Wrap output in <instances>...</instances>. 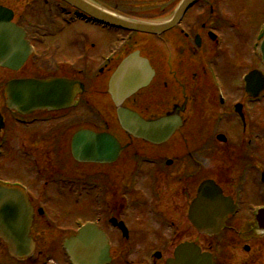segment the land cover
<instances>
[{
    "label": "flooded vegetation",
    "instance_id": "flooded-vegetation-1",
    "mask_svg": "<svg viewBox=\"0 0 264 264\" xmlns=\"http://www.w3.org/2000/svg\"><path fill=\"white\" fill-rule=\"evenodd\" d=\"M248 1L199 0L158 36L98 26L100 42L74 31L43 44L44 33L58 35L48 33L53 18L69 28L81 14L61 0H0L32 47L19 70L0 69V183L22 188L33 208L34 251L14 264L65 256L64 241L86 223L105 237L108 264H166L188 244L211 254L214 264L221 247L238 256L236 264L259 262L260 250L252 253L249 242L264 223V92L248 95L243 78L257 72L264 79V20L253 31L250 24L264 6ZM175 8L144 21L161 22ZM141 59L147 70L138 80L119 73L125 61ZM33 79L67 83L63 102L37 108L19 86L6 96L8 82ZM132 86L128 95L118 91ZM119 110L148 124L177 119L179 127L154 143L136 139L121 129ZM203 184L227 200L217 236L192 225ZM82 200L86 219L72 211ZM245 224L255 236L240 244Z\"/></svg>",
    "mask_w": 264,
    "mask_h": 264
},
{
    "label": "water",
    "instance_id": "water-1",
    "mask_svg": "<svg viewBox=\"0 0 264 264\" xmlns=\"http://www.w3.org/2000/svg\"><path fill=\"white\" fill-rule=\"evenodd\" d=\"M63 1L105 24L133 32L159 35L173 28L197 0H182L173 18L162 25L121 19L104 13L82 0ZM10 20L11 16L0 10V67L18 70L26 60L28 49L22 41V34L9 24ZM262 54L264 60V46ZM142 70H147L144 61L136 64L134 61H126L119 69V73L128 71L131 74V80L136 81ZM14 86H19L20 94L24 96H27L26 92H28L29 100L37 105V108L63 102L62 88L64 86L61 82H18L8 85V88ZM132 88L133 86L127 89L124 87L123 90L120 87L118 91L120 94L128 95ZM258 89H262V86ZM20 103L23 101L21 100ZM118 117L119 125L127 135L152 143L155 138H170L179 127L177 119L148 124L122 110L118 111ZM72 151L75 152L74 147ZM219 199L218 192L213 187L204 185L200 188L197 200L192 207V224L199 233L212 235L220 230L226 213L219 211ZM31 222L32 212L24 195L17 189L0 187V239L8 246V254L11 257L24 259L30 255L33 248L29 237ZM64 248L72 264H107L109 262L105 239L98 234L94 235L90 227L83 229L78 237L66 241ZM168 264H211V260L199 257L195 248L181 247L175 254V261H170Z\"/></svg>",
    "mask_w": 264,
    "mask_h": 264
},
{
    "label": "rangeland",
    "instance_id": "rangeland-1",
    "mask_svg": "<svg viewBox=\"0 0 264 264\" xmlns=\"http://www.w3.org/2000/svg\"><path fill=\"white\" fill-rule=\"evenodd\" d=\"M1 1H3V0H1ZM93 1H95L96 3L104 5L107 9L117 8V10L120 11L121 13L131 14V15L136 16V17L159 19V18H163V17L167 16L169 13H171V11L177 6V4L179 3L180 0H93ZM247 2H250V1L247 0ZM262 4L264 6V0L262 1ZM18 11H19V9L16 12H18ZM256 12H257V14L250 18V24H251L252 31L254 28H256L257 25H259V23L262 20H264V9L258 10ZM22 22L23 21H21L20 24ZM46 23H48V22L46 21ZM52 23H53V30L48 32V33L50 34V33L55 32L58 35L49 36V35H47V33H44L43 34L44 36L40 37L39 43L51 44V42L57 40L58 37L61 36V34L68 38L70 35L74 34V31L86 34V36L90 35V36L94 37V39H96V40H98L102 34L95 27L80 24V23L72 25L69 28H62L60 20H58L56 18L52 19ZM62 41H64V39H62ZM98 41L100 42V40H98ZM60 57H62V56H60ZM3 74H5V73L3 72ZM1 75H2V73H0V76ZM5 75H7V74H5ZM83 200L76 207H73L72 211L75 212L76 217L86 219L90 216L89 204L87 202H84ZM249 229H250V227L248 226V224H245V226L242 225V229L239 231L241 237H243L240 244H243L249 238L254 237L255 233L252 234V232ZM259 234L262 235L261 233H259ZM259 234H258V236L260 239H257L256 241L251 240V242H249V243L254 249V251L252 253L257 254V250H260L261 259L259 260V262H257V261L256 262L258 264H264V235L261 237ZM238 241L239 240L236 238V243H238ZM233 254L234 253H229V256H231V257H228L226 255L225 250L222 247L219 248V250L217 251V254L215 256L216 264H236L238 262L237 261L238 256L234 257ZM241 257H243V256H241ZM227 258H235L236 260L232 259V261H230ZM49 260L52 261V262H49V264H59L60 260H61L60 254L59 253L53 254L52 258H49ZM240 262H242V260ZM257 263H255V264H257ZM0 264H13L12 261L8 258L7 253H6V249L4 248L3 245H0ZM248 264H250V263L248 262Z\"/></svg>",
    "mask_w": 264,
    "mask_h": 264
}]
</instances>
